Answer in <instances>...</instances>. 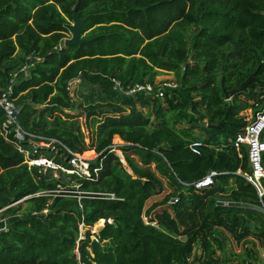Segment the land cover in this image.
<instances>
[{
    "label": "trees",
    "instance_id": "obj_1",
    "mask_svg": "<svg viewBox=\"0 0 264 264\" xmlns=\"http://www.w3.org/2000/svg\"><path fill=\"white\" fill-rule=\"evenodd\" d=\"M77 2L89 42L65 47ZM29 56L39 60L10 95L23 142L3 135L0 107V264H220L221 232L264 243V179L259 196L244 177L247 148L241 157L234 148L243 112L254 120L264 106V0H0V97ZM161 73L177 84L163 98L113 90L112 79L153 84ZM252 74L226 101L222 84L228 91ZM83 115L95 126L90 138ZM70 153L96 155L89 180L28 165L71 170ZM210 172L214 183L196 190ZM161 179L170 195L145 209ZM198 242L206 253L195 259Z\"/></svg>",
    "mask_w": 264,
    "mask_h": 264
},
{
    "label": "built area",
    "instance_id": "obj_2",
    "mask_svg": "<svg viewBox=\"0 0 264 264\" xmlns=\"http://www.w3.org/2000/svg\"><path fill=\"white\" fill-rule=\"evenodd\" d=\"M64 44V41H63ZM37 57L29 56L27 57V63H25L18 71L13 73L12 79L9 85L6 87L4 93L0 97V107L4 111L5 120L1 125V129L3 131V135L7 137L10 133L13 135L14 144L17 145L20 142L25 140V136H28L26 132L22 129V127L18 123V114L19 108L16 106L14 100L10 98L12 93V86L19 78H26L28 76L29 69L33 66V62L38 61ZM80 83V78L72 79L66 87L67 91H71L75 86ZM113 90L120 93L126 97H134L136 95L142 94L147 97H156L163 98L164 92L175 89L177 84L175 82H162L159 84L156 83H142L135 84L133 86L123 87V85L117 81L112 79ZM264 106L263 108L256 114L255 119H251L247 122V125L244 131L238 134L234 141V148L236 149L239 157H241L240 149L242 146H245L248 151V162L249 167L251 169L250 174H245L244 177L257 191L259 196H262V187L261 181L264 179V167L262 164V159L264 157ZM203 147V144L199 141L192 142L189 145V150L196 155H199L200 148ZM26 157L27 152L21 150ZM71 154V158L69 160V164L71 166V170L63 169L57 165H54L52 162L47 159H37L28 161L29 166H37L43 167V169L50 168L54 171L60 169L61 171L67 174H75L77 177L89 180L91 178V171L89 168L88 159L83 158L79 154ZM93 174L97 172L96 169H93ZM217 175L215 172H210L206 177L199 180L194 184V188L196 190H202L208 188L214 183V177ZM105 196H109L113 198V195L106 194ZM221 205L228 206L234 205L232 202H222ZM47 210L43 211V214H46ZM0 231H6V224L0 228ZM79 260L78 257H76Z\"/></svg>",
    "mask_w": 264,
    "mask_h": 264
},
{
    "label": "rangeland",
    "instance_id": "obj_3",
    "mask_svg": "<svg viewBox=\"0 0 264 264\" xmlns=\"http://www.w3.org/2000/svg\"><path fill=\"white\" fill-rule=\"evenodd\" d=\"M73 25V23L71 24V26ZM69 38L71 37V34L68 35ZM175 77L173 74L171 73H161L155 80L154 83L159 84L162 82H175ZM77 98V97H76ZM74 115L78 114V112H73ZM243 117L246 118V122L250 121L253 117H252V113L251 111H245L243 112ZM78 124L83 132V135L85 138H90L92 136V134L94 133L95 130V126H91V121L85 120V116L83 115L82 117L78 118ZM197 135H199V133L196 131L195 132ZM85 142H88L85 139ZM113 143L114 144H121V141L119 140V138H115L113 139ZM117 154L119 155L120 158H122L121 154L119 152H117ZM83 158H86L88 160H91L93 158L96 157V155H94L91 158L86 157L85 155H82ZM123 160V158H122ZM50 168H46L44 170H47ZM51 170V174L53 178H59L62 175L60 173H58L57 171H54L53 169ZM67 174V173H65ZM64 178L63 180L65 181H69L68 177H62ZM162 181V185L163 188L162 190H158L157 195L151 197V199H149L146 203L145 209H148L149 207L155 205L156 203H160L161 201H163V199L167 196L170 195L171 193V187L167 184V182L164 179H161ZM228 191H230V187L227 188ZM219 203L222 202H227V200H218ZM25 208V205L22 204L21 206V210H23ZM162 209V207L158 208L157 210H155V212H159ZM19 215V214H18ZM146 219L144 218V221ZM7 224L6 219H0V228L3 226V224ZM102 223H97L94 228L92 229L95 230L96 228L102 226ZM221 241H223V250L220 252H217V257L218 259L221 261L220 264H237L238 263V259L244 260L245 263H249V260L251 259L252 264H264V243H262L261 241L257 240L255 237H249L246 241L241 242V243H236L233 238L226 232H221V236L219 237ZM211 246L215 247V245L210 242ZM206 253V252H205ZM205 253L202 251V248L200 247V242H198L195 245V249H194V256L198 258L201 257L203 258L205 256ZM248 253V256L246 255ZM238 256H240L238 258ZM192 260V259H191Z\"/></svg>",
    "mask_w": 264,
    "mask_h": 264
},
{
    "label": "water",
    "instance_id": "obj_4",
    "mask_svg": "<svg viewBox=\"0 0 264 264\" xmlns=\"http://www.w3.org/2000/svg\"><path fill=\"white\" fill-rule=\"evenodd\" d=\"M78 7H79V3L77 2V4L74 7L73 10V25L69 27V31L71 34V37L66 39L64 41V46L68 47V46H75V45H81L83 43H87L89 42V40H85L81 38V29L84 23V20H82L78 14ZM253 74L250 75L244 82H242L239 86L231 89V90H225V88L223 87L222 84V92L224 94V98L226 101H228L230 98H232L234 95L244 91L248 84L251 82L252 78H253ZM20 111V108H19ZM121 162L123 164H125L124 160H121ZM107 223H111V221H103L102 222V226L96 228L93 232L97 233L102 227H104ZM73 259H76L75 255L72 256Z\"/></svg>",
    "mask_w": 264,
    "mask_h": 264
},
{
    "label": "bare ground",
    "instance_id": "obj_5",
    "mask_svg": "<svg viewBox=\"0 0 264 264\" xmlns=\"http://www.w3.org/2000/svg\"><path fill=\"white\" fill-rule=\"evenodd\" d=\"M102 223V222H101Z\"/></svg>",
    "mask_w": 264,
    "mask_h": 264
}]
</instances>
